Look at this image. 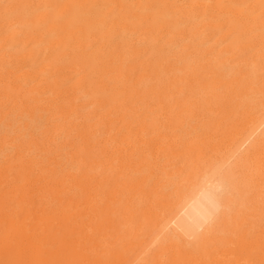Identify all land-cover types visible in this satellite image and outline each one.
I'll use <instances>...</instances> for the list:
<instances>
[{"label": "bare ground", "instance_id": "6f19581e", "mask_svg": "<svg viewBox=\"0 0 264 264\" xmlns=\"http://www.w3.org/2000/svg\"><path fill=\"white\" fill-rule=\"evenodd\" d=\"M239 62L244 83L221 77ZM262 71L264 0H0V97L14 102L0 126L20 101L59 121L6 174L1 147L20 136H0V264H264ZM149 89L182 113L178 130L196 110L218 128L133 126ZM235 165L257 172L244 193Z\"/></svg>", "mask_w": 264, "mask_h": 264}, {"label": "rangeland", "instance_id": "374dc122", "mask_svg": "<svg viewBox=\"0 0 264 264\" xmlns=\"http://www.w3.org/2000/svg\"><path fill=\"white\" fill-rule=\"evenodd\" d=\"M240 52H242V51H240ZM239 52V53H240ZM240 55H242V54H240ZM238 57V56H237ZM239 60V59H238ZM232 69H230L229 70V72H228V70H227V72L226 71H221L220 72V75H221V77L222 76H225V74L227 73V74H229V73H232V75H234L235 77H237L236 78V80H235V84L237 85V83L240 85L241 84V82H243L244 83V75H243V72H244V70H245V63L244 62H239V63H237V64H232ZM264 71H262V74H264L263 73ZM261 74V80H264L263 78H264V75H262ZM201 76H199L198 77V79H196V80H192V81H190L189 82V78H188V83H187V85H186V87H185V91H186V93H187V97L185 98V100H184V102H180L179 103V106L181 105V104H185V105H189V91H194V92H196V91H199V89H201L202 87V85L203 84H206L207 83V78H205L204 76H203V74H200ZM231 75V74H230ZM263 76V77H262ZM243 80V81H242ZM239 81V82H238ZM241 81V82H240ZM165 83V85L163 86V89H167V88H170L171 87V85H173V83H171V80H168V81H165L164 82ZM195 83H197V84H195ZM242 83V84H243ZM195 85H197V87H195ZM175 86H177V87H179V84H176ZM195 87V88H194ZM147 92L148 93H146L141 99H140V104L139 103H137L136 105H137V108H136V110L137 111H131V113L132 112H134V114H133V117H134V119H136L137 118V121L136 122H133V126H135V125H137V123L138 122H147V123H157L156 124V126L158 127V131L159 132H163V133H165V136L166 137H170V134H172V133H174V132H176L175 131V129H177V122L178 121H176V119H177V116H182V113H178V111H177V115L176 114H174V116L170 113V109H169V101H168V99H166V98H164L162 95H160V94H158L157 92V90L156 89H149V90H147ZM2 98V99H1ZM193 97L191 96V99H192ZM5 101H4V100ZM0 100H3L4 101V103L5 104H3L2 102V104H0L1 106H0V111H3V110H5L8 106V108H11L10 106H13V104H14V102H13V104L12 105H10L12 102L11 101H9L8 99H7V97H3V96H1L0 97ZM180 101V94H179V92L177 93V98L175 99V101H177V103ZM6 101H8V102H6ZM21 102L22 101H20L19 102V104H18V102H17V105L16 106H14L12 109L13 110H11V113H13V114H11L12 116H10V115H8V116H10L12 119L11 120H8L7 119V121L8 122H17L18 124H15L12 128H9V130H8V128H2L1 126H0V129H4V131H2V130H0V136H2V135H4L5 133H9V134H11L12 136H15V137H17V136H20L19 137V139H17V141L16 142H14L13 143V147H14V149H13V147H1V149L2 148H4L3 150H5V153L7 154V157H6V162H5V164H4V166H6L5 168H3V169H1V172L4 174H6L9 170H13V171H15V169L18 167V161H17V159H15L16 158V156H18L19 155V153L21 152V151H23V149L25 148V146L23 145L24 143H26V141H28L30 138H31V133L32 134H34V136L35 137H38L37 139L39 140V141H44L45 142V139H48V136H49V130L52 128V126H56L58 123H59V121L55 118L56 116H52L51 115V111H48V110H45V109H43V108H38V112L36 113V114H34L33 116L31 115V114H29L27 111H25V109H24V107H22V105H21ZM31 102V104H35L36 103V101H30ZM6 103H8V104H6ZM139 104V105H138ZM4 105V106H3ZM143 105V106H142ZM18 106H20V107H18ZM141 106V107H140ZM152 107V108H150V107ZM4 107V108H3ZM16 107V108H15ZM55 108H56V106H54ZM7 108V109H8ZM21 108H23V109H21ZM156 110H155V109ZM2 109V110H1ZM146 110V111H145ZM182 110H184V109H182ZM13 111V112H12ZM155 111V112H154ZM16 112V113H15ZM143 112L145 113V114H143ZM152 112V113H151ZM27 113V114H26ZM138 113V114H137ZM155 113V114H154ZM158 113V114H157ZM49 114V115H48ZM51 115V116H50ZM7 116V117H8ZM189 116H190V118H189ZM188 116V120L186 119V123L188 124V125H190V129H189V126H187L186 127V133H184V131L183 130H178V133L180 134V135H182V136H184V135H186L187 136V134H188V137L186 138V139H188L189 140V138H192L193 136L195 137V138H200V137H204V138H206L207 136L209 137L210 135H211V133L213 132V131H215L217 128H218V126H215L214 125V123L212 122V117H209V116H207V114L205 115V113H202L201 111H194L192 114H190ZM1 117V116H0ZM10 117H8L9 119H10ZM18 117V118H17ZM176 119H175V118ZM185 118H187L186 117V115L184 116ZM191 117H193V119L191 118ZM194 117H195V119H194ZM205 117V118H204ZM14 118V119H13ZM33 118H34V120H33ZM234 119L235 118H237V116L236 117H233ZM22 119H24V122H23V120ZM48 119H49V121H48ZM133 119V118H132ZM199 119V120H198ZM13 120V121H12ZM17 120H19L20 122H18ZM22 120V121H21ZM159 120V121H158ZM189 120H190V122H189ZM34 121H36V123L37 124H34L33 122ZM158 121V122H157ZM164 121V122H163ZM168 121V124H166V122ZM195 121V122H194ZM41 122H42V124H41ZM169 122H172V123H169ZM194 122V123H193ZM200 122V123H199ZM19 123H22V124H19ZM40 123V124H39ZM171 124V125H170ZM194 124V125H193ZM218 124V123H217ZM24 125H29V126H27V127H24ZM159 125H161V126H159ZM204 125V126H203ZM18 126V127H17ZM195 128H194V127ZM21 127V128H20ZM53 127V128H54ZM160 127V128H159ZM174 129H172V128ZM199 127V128H198ZM227 128H229V127H231V125H227L226 126ZM49 128V129H48ZM184 129H185V127H183ZM193 128V129H192ZM7 129V130H6ZM12 129V130H11ZM19 129H21V130H19ZM46 129H48V133H47V130ZM172 129V130H171ZM189 129V130H188ZM195 129H197V130H195ZM191 130V131H190ZM194 130V131H193ZM8 131H11V132H8ZM13 131V132H12ZM45 131V132H44ZM181 131H183V132H181ZM193 131V132H192ZM205 131V132H204ZM44 133V134H43ZM45 133H47V134H45ZM177 133V132H176ZM177 133V134H178ZM183 133V134H182ZM14 134V135H13ZM74 134H76L75 132H72V134L71 135H74ZM190 134H191V136H190ZM65 135H66V133H65ZM64 135V133L63 134H61L60 135V137H59V142H61L62 140H64V138L66 137ZM40 136H41V138H40ZM43 136V137H42ZM64 136V137H63ZM194 137L192 138V139H194ZM44 138V139H43ZM38 141V142H39ZM46 143V142H45ZM71 145V148H70V145ZM67 143V144H63V147H65V150H61L62 151V153L65 155V157H66V153H67V151L68 152H70L71 151V149H73V146H72V144L71 143ZM12 145V144H11ZM36 146H38V144H35ZM69 147H68V146ZM40 146V147H39ZM38 147L39 148H41V147H43V148H41L42 149V152H41V157H40V159L41 160H43V161H46V163H49V161H50V155L48 154V149L46 148V146L44 147V145H39ZM16 149V150H15ZM47 150V152H46V150ZM257 149V147L256 146H254V147H250V148H248L246 151H245V157H248V156H250V155H252L254 152H255V150ZM7 150L9 151L8 153H7ZM44 151V152H43ZM205 153V152H204ZM15 155V156H14ZM201 155H202V153H201ZM205 155H206V153H205ZM14 157L13 159H11L10 161L8 160L10 157ZM195 156V155H194ZM194 156H192V160H195L196 158V156L194 157ZM200 156V155H199ZM253 156V155H252ZM69 156H67L66 158L70 161V162H73V160H71V158L69 157ZM13 160V161H12ZM12 163V166H11V163ZM14 162V163H13ZM13 164H14V166H13ZM16 165V166H15ZM158 169H159V171H158ZM234 171H236V177H235V182H236V185L237 184H239L240 185V188H241V190L243 191V193H244V191H246V188H248V184H246V182L248 181L247 179L248 178H251V177H255L256 175V170H252V169H248V168H245V169H243V168H241L240 166L238 167V165H235V167H234ZM7 170V171H6ZM244 170V171H243ZM161 171H162V169H161V167H158L157 168V173H159V174H161ZM249 171V172H248ZM243 178V179H242ZM255 185H259V184H255ZM264 187V186H263ZM264 189V188H263ZM235 196L236 195H232V197L233 198H235ZM251 197V199L252 200H255V199H257V194H256V192H253L252 193V195L250 196ZM254 198V199H253ZM246 216V212H244L243 214H242V217H245ZM157 249H159V247H157ZM156 249V250H157Z\"/></svg>", "mask_w": 264, "mask_h": 264}]
</instances>
